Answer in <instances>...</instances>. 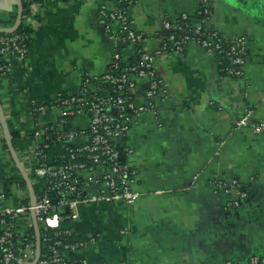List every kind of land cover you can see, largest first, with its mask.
Instances as JSON below:
<instances>
[{
    "label": "crops",
    "instance_id": "1",
    "mask_svg": "<svg viewBox=\"0 0 264 264\" xmlns=\"http://www.w3.org/2000/svg\"><path fill=\"white\" fill-rule=\"evenodd\" d=\"M210 1L211 20L204 24L197 16L201 0H135L131 8L135 28L150 37V52L158 49L156 35L165 22L183 15L227 39L244 37L245 75H223L218 57L195 42L157 57L164 92L156 100L157 113L136 118L117 142L122 158L138 168L137 201L102 202L91 184L87 193L94 201L79 207L77 220L62 224L75 238L95 240L80 254L88 264H241L264 256V135L235 126L249 114L264 121V0ZM21 24L33 35L27 58L11 57V71L0 76V106L16 153L15 158L0 114V193L6 195L0 209L32 198L23 172L39 194L32 177L34 103L47 106L59 95L75 94L84 77L109 72L116 52L124 61L132 54L106 34L99 0H41L27 7L21 0H0V29ZM135 97L144 103L141 82ZM58 115L48 110L38 122L53 124ZM85 123L81 118L74 126ZM216 180L240 181L247 198L234 205L231 194L214 186ZM27 225L20 222L17 230Z\"/></svg>",
    "mask_w": 264,
    "mask_h": 264
},
{
    "label": "built area",
    "instance_id": "2",
    "mask_svg": "<svg viewBox=\"0 0 264 264\" xmlns=\"http://www.w3.org/2000/svg\"><path fill=\"white\" fill-rule=\"evenodd\" d=\"M32 5L35 0H21ZM72 3L79 0H52ZM101 24L110 40L115 44L127 45L131 49V58L139 55L136 62L119 69L122 54L116 52L113 59L114 70L103 76L83 78L80 90L71 95L59 97L47 106L34 103L35 126L31 137L35 142L33 171L39 194L36 200L12 208L0 209V264H31L36 259V234L30 230L35 223L39 225L40 240L43 242L44 255H40L37 264H70L66 253L81 252L95 240L75 238L69 228L62 229L63 223L79 218V207L94 201L88 195L91 184L98 186V200L113 203L121 200L127 206L134 205L139 197L134 185L138 168L122 158L117 142L125 138L136 118L147 114H156V100L162 95V82L155 67L156 59L163 53L182 51L184 45L195 42L209 54L227 53L232 62L228 73L233 77H243L247 63L248 48L244 37L228 40L217 30L212 29L206 36L204 27L187 23V15L175 21H167L164 30L167 36L156 35L159 47L150 52V37L139 32L130 16L135 0H99ZM197 16L201 23L211 20V1L201 0ZM181 22L186 23L183 27ZM173 30H183L184 36L177 39ZM24 35L14 34L0 38V74L6 75L12 69L11 57L23 62L28 49L23 44ZM227 46V49L224 48ZM143 87L144 103L136 101L135 93ZM109 83L111 89H99V84ZM58 110V119L50 125H41L38 118L48 110ZM85 118L82 127L74 126L75 121ZM235 126L239 130H250L255 135H264V121H254L250 114L238 120ZM48 142H59L64 153L50 157L47 153ZM132 154V150H127ZM97 167L103 168L97 174ZM86 176H88L86 178ZM216 183H218L216 185ZM217 188L231 194V202L238 205L247 198L235 180L231 183L214 181ZM6 195L0 193V203ZM68 210V212L66 211ZM28 223L26 230L19 232L17 224ZM43 232V234H42ZM70 236L74 244H62L60 238ZM81 257V256H80ZM80 264H88L81 257ZM97 264H110L100 261ZM227 264H240L229 261ZM264 264V256H252L246 263Z\"/></svg>",
    "mask_w": 264,
    "mask_h": 264
},
{
    "label": "trees",
    "instance_id": "3",
    "mask_svg": "<svg viewBox=\"0 0 264 264\" xmlns=\"http://www.w3.org/2000/svg\"><path fill=\"white\" fill-rule=\"evenodd\" d=\"M36 1H41V0H35ZM28 5L27 4H24V7H27ZM189 24V26L192 28L193 24L191 23V21L189 20L187 22ZM186 23L184 22H181L180 25H182L183 27L185 26ZM212 29H203V32H205L206 36H208V32H210ZM172 34L175 35V37L177 39L181 38L182 36H184L185 32L183 30H173L171 31ZM14 34H20V35H24L26 37V39L23 41V44L26 46V48L28 49L32 43V40H33V35H32V32L30 31V29L28 27H26L24 24H21L20 27L15 31V32H12V33H3V34H0V38L3 37V36H13ZM161 36H167V35H164L162 34ZM230 41V39H228ZM186 45V44H185ZM184 45V47H185ZM225 49H227V46H224ZM214 55H216L218 57V61H219V67H220V71L222 72L223 75H229L228 71L229 69L232 68V62H231V59L230 57L227 55V53H223V54H219V53H215ZM137 58H139V55H136L134 56V58H131L130 60L128 61H124V60H121L120 63H118L119 65V69H122L124 68L126 65H128L129 63L132 64L134 62H136ZM114 65L112 64L109 71L111 70H114ZM0 76H2L0 74ZM99 89H111L113 86L110 85L109 83H104V84H99ZM48 150H47V153L50 157H55L56 155H60V154H63L64 153V146L61 143L59 142H48ZM238 184L240 185L239 189L242 191V192H246V186L245 184L241 183L240 181H237ZM25 182H22L21 185H24ZM218 183H216L217 185ZM214 184V186H216ZM9 186H11V183L9 184ZM217 187V186H216ZM8 191H6L7 193ZM67 227H62V229H66ZM31 232H33V229L30 230ZM43 234V232H42ZM60 241L62 242V244H66V243H71V244H74L76 243L74 238L72 237H68V236H65L63 238H60ZM44 255L45 254V250L43 249V242H41V250H40V255ZM66 258H68V261L70 264H80V260L82 259L80 256H78L77 252L75 251H69L66 253Z\"/></svg>",
    "mask_w": 264,
    "mask_h": 264
},
{
    "label": "water",
    "instance_id": "4",
    "mask_svg": "<svg viewBox=\"0 0 264 264\" xmlns=\"http://www.w3.org/2000/svg\"><path fill=\"white\" fill-rule=\"evenodd\" d=\"M20 2V0H19ZM194 21V26L195 27H199L201 24H200V21L199 20H193ZM16 29L14 30H2L0 29V32H13L15 31ZM162 34L164 35H168L169 34V31L167 30H163ZM0 114H1V118H2V122H3V125H4V128H5V132H6V140L8 142V146L11 150V153L13 154V156L16 158V153H15V150H14V145H13V141H12V138H11V134L9 132V129L7 127V123L5 121V118H4V112H3V109L2 107L0 106ZM26 180H27V183H28V186H29V189H30V192H31V199L32 201H35L36 200V197H35V194H34V191H33V187L31 185V182L29 180V178L27 177V175L25 174V172H23ZM35 229H36V248H37V252H36V259L34 260V262H32L31 264H37L39 259H40V250H41V240H40V231H39V225L38 223L36 222L35 220Z\"/></svg>",
    "mask_w": 264,
    "mask_h": 264
},
{
    "label": "rangeland",
    "instance_id": "5",
    "mask_svg": "<svg viewBox=\"0 0 264 264\" xmlns=\"http://www.w3.org/2000/svg\"><path fill=\"white\" fill-rule=\"evenodd\" d=\"M32 177H33V181L36 183L37 182V178L34 175ZM13 190H14L13 192H15V188H13Z\"/></svg>",
    "mask_w": 264,
    "mask_h": 264
}]
</instances>
